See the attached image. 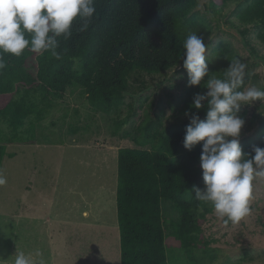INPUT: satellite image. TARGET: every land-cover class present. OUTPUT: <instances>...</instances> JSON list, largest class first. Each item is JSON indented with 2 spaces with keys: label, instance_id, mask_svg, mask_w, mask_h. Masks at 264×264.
<instances>
[{
  "label": "trees",
  "instance_id": "trees-1",
  "mask_svg": "<svg viewBox=\"0 0 264 264\" xmlns=\"http://www.w3.org/2000/svg\"><path fill=\"white\" fill-rule=\"evenodd\" d=\"M199 2L94 0L96 13L87 30L78 31L81 21L77 18L72 36L58 38L59 59L50 53L29 50L20 57L5 54L3 58L0 136L7 129L5 136H10V142L24 140L27 120L34 115V120L44 118L55 100H63L68 89L77 90L72 87L77 86L96 113L110 116L114 134L120 133L136 144L118 151L121 264H170L168 235L181 243L193 264H197L194 251L202 246L210 254L215 252L204 237L203 227L214 210L211 204L196 200L194 191L191 198L187 196L194 185H205L201 168L203 142L191 150L184 147L190 123L185 113H198L204 119L206 108L191 105L197 93L207 91L203 83L188 85L183 66L187 36L197 33L203 37L209 47L206 63L211 75L222 78L230 59L236 57L247 65L244 87L264 90V76L257 72V60L245 54L248 49L264 60V53L251 40L255 30L264 47V0H211L205 12L198 9ZM224 24L230 29H225ZM217 33L238 37L241 50L227 39L213 40ZM168 73L186 75L182 77L184 81L175 84L181 88L180 94L168 99L167 109L162 99L157 104H147L145 92L150 83L146 76L165 77ZM137 96L139 107L144 109L139 117L134 107ZM256 102L243 106L238 114L249 131L257 120L258 128L240 141L244 152L252 155L255 146L264 148V111L257 112L264 110V103ZM5 149L0 140V164ZM167 206L175 213H165ZM175 215H179L178 220L173 219Z\"/></svg>",
  "mask_w": 264,
  "mask_h": 264
},
{
  "label": "rangeland",
  "instance_id": "rangeland-1",
  "mask_svg": "<svg viewBox=\"0 0 264 264\" xmlns=\"http://www.w3.org/2000/svg\"><path fill=\"white\" fill-rule=\"evenodd\" d=\"M210 3L200 0L198 9L205 12ZM224 39L241 50L238 37L213 36L216 41ZM251 40L263 54L255 30ZM245 54L257 60V72L264 76V60L248 49ZM146 77L150 83L145 92L147 104L162 99L167 109L168 99L181 92L175 84L186 75ZM72 87L77 90L70 87L63 100H55L45 111L44 118L34 120V115L27 120L24 140L10 142V136H5L9 131L2 130L0 140L6 152L0 173L7 182L0 185V264H13L17 249L31 254L36 264H121L118 151L136 144L114 134L110 116L96 113L82 88ZM138 97L134 107L139 117L144 109ZM254 122L251 131L247 124L243 126L240 141L258 128ZM253 185L251 212L238 224L226 223L215 213L208 215L204 237L215 252L210 254L205 246L195 250L197 264H264V176L256 177ZM167 212L175 213L169 206ZM167 244L170 264H193L177 239L168 235Z\"/></svg>",
  "mask_w": 264,
  "mask_h": 264
},
{
  "label": "clouds",
  "instance_id": "clouds-1",
  "mask_svg": "<svg viewBox=\"0 0 264 264\" xmlns=\"http://www.w3.org/2000/svg\"><path fill=\"white\" fill-rule=\"evenodd\" d=\"M95 13L94 0H0V70L5 68V54L20 57L25 50L50 53L59 59L58 38L72 36L77 18L81 21L78 31H86ZM183 48L188 85L203 83L207 89L197 93L191 105L195 109L206 108L205 118L201 119L198 113H185L190 123L186 126L184 147L191 150L203 142L201 168L205 185H194L187 196L191 198L194 191L195 199L211 204L217 217L238 224L251 212L254 179L264 176V148L255 146L254 155L244 152L239 137L245 121L238 114L245 105L257 100L264 103V90L244 87L247 65L236 57L230 59L222 78L211 75L206 63L207 46L197 33L187 36ZM6 182L0 173V185ZM14 256L13 264H36L31 254L19 249Z\"/></svg>",
  "mask_w": 264,
  "mask_h": 264
}]
</instances>
